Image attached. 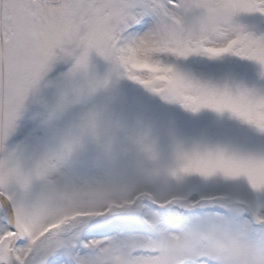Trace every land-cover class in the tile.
I'll return each mask as SVG.
<instances>
[{"label":"rangeland","instance_id":"obj_1","mask_svg":"<svg viewBox=\"0 0 264 264\" xmlns=\"http://www.w3.org/2000/svg\"><path fill=\"white\" fill-rule=\"evenodd\" d=\"M0 34V264H264V0H0Z\"/></svg>","mask_w":264,"mask_h":264},{"label":"bare ground","instance_id":"obj_2","mask_svg":"<svg viewBox=\"0 0 264 264\" xmlns=\"http://www.w3.org/2000/svg\"><path fill=\"white\" fill-rule=\"evenodd\" d=\"M62 1L63 0H44V2L46 4H48L49 6H55V5L59 4V3H62ZM7 209H8V213L10 214L9 208H7Z\"/></svg>","mask_w":264,"mask_h":264},{"label":"water","instance_id":"obj_3","mask_svg":"<svg viewBox=\"0 0 264 264\" xmlns=\"http://www.w3.org/2000/svg\"><path fill=\"white\" fill-rule=\"evenodd\" d=\"M65 228H66V227H63L61 230H62V231H65Z\"/></svg>","mask_w":264,"mask_h":264}]
</instances>
